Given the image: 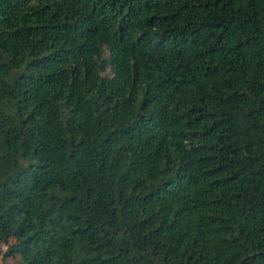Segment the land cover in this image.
<instances>
[{"label": "trees", "instance_id": "16d2710c", "mask_svg": "<svg viewBox=\"0 0 264 264\" xmlns=\"http://www.w3.org/2000/svg\"><path fill=\"white\" fill-rule=\"evenodd\" d=\"M0 244L264 264V0H0Z\"/></svg>", "mask_w": 264, "mask_h": 264}, {"label": "rangeland", "instance_id": "374dc122", "mask_svg": "<svg viewBox=\"0 0 264 264\" xmlns=\"http://www.w3.org/2000/svg\"><path fill=\"white\" fill-rule=\"evenodd\" d=\"M13 241H11L12 243ZM6 250V246L3 244H0V264H20L19 259L20 258H8L6 259L4 257V252Z\"/></svg>", "mask_w": 264, "mask_h": 264}]
</instances>
